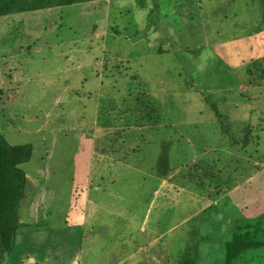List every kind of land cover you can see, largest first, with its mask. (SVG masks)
Listing matches in <instances>:
<instances>
[{
    "label": "rangeland",
    "instance_id": "obj_1",
    "mask_svg": "<svg viewBox=\"0 0 264 264\" xmlns=\"http://www.w3.org/2000/svg\"><path fill=\"white\" fill-rule=\"evenodd\" d=\"M0 134L29 150L0 264H223L264 215V0L0 15Z\"/></svg>",
    "mask_w": 264,
    "mask_h": 264
},
{
    "label": "trees",
    "instance_id": "obj_2",
    "mask_svg": "<svg viewBox=\"0 0 264 264\" xmlns=\"http://www.w3.org/2000/svg\"><path fill=\"white\" fill-rule=\"evenodd\" d=\"M80 0H0V15L21 10L23 7L40 8L47 5L70 4ZM29 157V150L22 145H10L0 134V261L13 249L14 235L18 225L17 207L24 182L22 170L17 163ZM264 246V215L254 222L238 221L231 238L224 243L223 264H234L249 250Z\"/></svg>",
    "mask_w": 264,
    "mask_h": 264
},
{
    "label": "crops",
    "instance_id": "obj_3",
    "mask_svg": "<svg viewBox=\"0 0 264 264\" xmlns=\"http://www.w3.org/2000/svg\"><path fill=\"white\" fill-rule=\"evenodd\" d=\"M250 5V4H249ZM247 9H249V7L247 8ZM230 23V22H229ZM228 22H227V25L229 24ZM87 181H88V179H87ZM236 187H238V186H234L233 185V187H231L229 190L227 189V197L228 198H235V194L237 193V188ZM89 198H87V200H85V203H83V206H82V208L84 207V206H87L88 205V203H89ZM82 212V211H81ZM81 220L83 221V220H88L87 219V215H86V212H82V215H81ZM81 224V223H80Z\"/></svg>",
    "mask_w": 264,
    "mask_h": 264
}]
</instances>
